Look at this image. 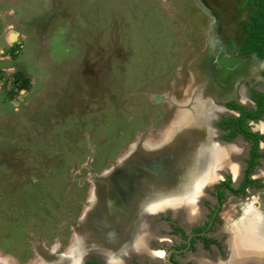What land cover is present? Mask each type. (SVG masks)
Segmentation results:
<instances>
[{
    "label": "rangeland",
    "instance_id": "rangeland-1",
    "mask_svg": "<svg viewBox=\"0 0 264 264\" xmlns=\"http://www.w3.org/2000/svg\"><path fill=\"white\" fill-rule=\"evenodd\" d=\"M244 1L220 0L233 4L218 15L230 25L220 27L227 46L256 10ZM195 3L0 0V30L20 33L14 56L0 47L14 61L0 69L1 253L24 264L37 248L62 251L94 183L89 172L167 132L173 109L153 99L188 97L196 50L207 52L209 14Z\"/></svg>",
    "mask_w": 264,
    "mask_h": 264
},
{
    "label": "flooded vegetation",
    "instance_id": "flooded-vegetation-1",
    "mask_svg": "<svg viewBox=\"0 0 264 264\" xmlns=\"http://www.w3.org/2000/svg\"><path fill=\"white\" fill-rule=\"evenodd\" d=\"M205 2L220 16H223L221 11L233 6L229 2L230 5L222 4L220 0ZM218 20L217 50L215 46L207 52L196 50L195 55H200L189 71L194 73L189 96L182 101L159 100L166 104L167 111L173 109L172 137L167 139L166 132L155 144L145 141L132 144L111 168L97 175L91 170L94 185L86 191L87 201L79 217L69 222L72 231L67 244L62 251L56 250L54 245L49 249L37 248L39 259H35L39 264H67L65 257L75 239L82 250L77 264H109L103 252L109 251L111 257L117 253L121 241L129 235L131 212L135 214L132 205L124 199L132 196L130 200L135 202L141 199V190L163 189L180 182V179L174 182L175 173L192 169L212 140L221 147L234 145L236 151L228 157L229 166L220 167L212 180L204 181L196 197V218L187 221L184 210L171 208L159 210L150 217L146 215L144 251L122 252L119 264H237L238 260L239 264H256L253 250L250 256L246 250H235L229 239L244 215L264 216V32L261 40L248 41L250 36L246 31L241 41L230 36L228 47L224 35L220 37V27L230 25L226 19ZM192 38L194 44L199 43V35ZM202 38L207 45L208 35ZM197 102L201 106L196 105ZM181 111H186L185 118H177ZM110 172L114 178L129 175L131 183L138 182L142 189L130 190L127 183V198L115 196L112 183L106 177ZM93 192L96 197L90 202ZM85 240H89V245L86 246ZM2 258H8L10 264H21L0 252V260ZM35 259L24 264L34 263Z\"/></svg>",
    "mask_w": 264,
    "mask_h": 264
},
{
    "label": "bare ground",
    "instance_id": "bare-ground-1",
    "mask_svg": "<svg viewBox=\"0 0 264 264\" xmlns=\"http://www.w3.org/2000/svg\"><path fill=\"white\" fill-rule=\"evenodd\" d=\"M213 40H214V37L211 38V42H213ZM40 74L45 75L44 72H42ZM196 105L201 106V103L197 102ZM186 116H187L186 111L185 112L181 111L179 117L177 116V118H185ZM173 129H174V127L169 126V128L167 130V135H166L167 139L169 136H171V134H172L171 132L173 131ZM202 142H205V141H202ZM233 146L234 145L229 144V145L221 147V146L215 144V141L212 140V141H210V144L207 147H205L204 154L200 155L199 161L196 162V164L192 167V169H187L185 172L181 170V171H177L180 173H175L176 175L173 177L174 182H177L179 179H180V182H178L177 184L172 185L170 187H168L166 185L167 187H163V189L152 188V189H148V191H144V192L141 190V193L139 196L141 199H139L135 202H132L130 200V198L132 196H130L128 198V200L124 199V201H127V203L132 205L131 209L133 211L135 210V214H134V212H131L132 216H133V220H131V225L129 226V229H128L129 235H127L126 238L123 241H121V243H120L121 246H118L117 253H115V255L113 257H111L112 254L107 253L109 251L103 250L104 251L103 256L107 257V259L109 261L108 263L109 264H119L120 263L119 260H121L119 257H120V254L122 252L125 253V252L130 251V250H132V251L133 250L144 251L145 243L147 242V240H145L146 235H145V231H144V227H143L145 225V223L143 224V220H145L146 215H148V214L150 217L151 215L157 213V211H159V210L171 208V210L175 211V210L180 209V210H184L187 221H193L196 218V216H195L196 210H198L196 197L200 195L199 191H200L201 187L203 186V184H205L204 181L206 179L212 180L213 177L217 174V171L220 169V167L229 166L230 163H228V161H227L228 157L231 156L230 155L231 153L233 154L236 151V149H235L236 147L234 148ZM233 167H235V166L232 165L231 168L234 169ZM150 176H152V175H150ZM106 177L110 179L112 186H113V189H114L112 191V193L115 196L117 195V197L119 196L121 198V197L125 196V193H127L126 189L129 188L126 186L127 183L130 186V188H129L130 190L138 191L139 189H142L141 187H139L138 182H135V183L132 182L131 183L130 179H128V178H130L129 175L122 176V177L116 176L114 178L112 176V173L110 172L108 175H106ZM153 178H155V177H153ZM97 195H99V194H97ZM95 197H96L95 192L91 193L89 201L93 202L95 200ZM110 198H111V196H110ZM125 198H127V196H125ZM134 198H136V197L134 196ZM97 201L99 202V199ZM116 202H117V200H116ZM98 205H99V203H98ZM96 208H97V206H96ZM101 222H102V225L105 224L104 220H102ZM234 231L236 233H233V235L229 239V242H230L232 248L235 250H237V249H240L242 251L244 250V252L246 250V253H248L249 256H250L251 250H253L252 256L254 257V259H255L254 261L256 262V264H264V216L259 215V214H252L250 216L244 215L241 223L236 225V230H234ZM88 242H89V240H85L86 246L89 245ZM78 243H79V241L75 239L74 244L69 248L68 254L65 257V258H67V261H68L67 264H77V261L81 258L80 255H81L82 250L79 249L80 246L78 245ZM131 244H132V246H131ZM133 244H135V245H133ZM124 248H126V249H124ZM140 249H143V250H140ZM246 258H247V255H246ZM37 259H39V257ZM246 262H247V260H246ZM10 263L11 262L9 261L8 258H2L0 260V264H10ZM39 263L40 262L35 259V262L32 264H39ZM237 264H239V260L237 261Z\"/></svg>",
    "mask_w": 264,
    "mask_h": 264
},
{
    "label": "trees",
    "instance_id": "trees-1",
    "mask_svg": "<svg viewBox=\"0 0 264 264\" xmlns=\"http://www.w3.org/2000/svg\"><path fill=\"white\" fill-rule=\"evenodd\" d=\"M245 7H254L256 10L250 13L249 19L244 22L245 31L249 33L250 39L248 41H252L253 39L261 40L260 37L264 32V0H247L244 1ZM264 41V40H263ZM264 44V43H263ZM20 45L14 44L10 50V52L14 54L19 49ZM14 83L18 88H24L27 86V80H20V78L16 77Z\"/></svg>",
    "mask_w": 264,
    "mask_h": 264
},
{
    "label": "water",
    "instance_id": "water-1",
    "mask_svg": "<svg viewBox=\"0 0 264 264\" xmlns=\"http://www.w3.org/2000/svg\"><path fill=\"white\" fill-rule=\"evenodd\" d=\"M196 3L200 6V8H202L203 10H205L206 12H208V14L210 15V17L212 18L210 26L208 28V36L211 38L214 37L213 42L216 40V37L218 36V16L207 6V4L205 3L204 0H196ZM17 33L16 32H10L8 39L10 42L14 43L17 41ZM213 42H210V44ZM13 60L10 59H0V69L3 68H9V67H13ZM164 97L162 96H156L154 97L153 100H163Z\"/></svg>",
    "mask_w": 264,
    "mask_h": 264
},
{
    "label": "crops",
    "instance_id": "crops-1",
    "mask_svg": "<svg viewBox=\"0 0 264 264\" xmlns=\"http://www.w3.org/2000/svg\"><path fill=\"white\" fill-rule=\"evenodd\" d=\"M205 1V0H204ZM206 4H207V6L217 15V12H216V10L214 9V8H211V6L207 3V2H205ZM199 8H200V6L197 4V3H195ZM201 9V8H200ZM201 10H203V9H201ZM209 16V19H208V28H209V26H210V23H211V20H212V18L210 17V15H208ZM218 16V15H217ZM0 17H2V16H0ZM198 21V20H197ZM218 25H219V21H218ZM12 32V31H11ZM18 35H17V39H18V37H20V33H18V32H16ZM9 34H10V32L8 33V32H3V30H0V42H2V46H0V47H4V48H6L8 51H10L11 50V48H12V46L14 45L12 42H10L9 41V39H8V36H9ZM209 37V36H208ZM210 42H211V39H210V37H209V39H208V42L206 43L207 44V50L209 51V48H212L214 45H215V43H216V40L213 42V44L211 43L210 44ZM1 45V44H0ZM3 48H0V53H4L5 52V50H2ZM2 56V55H1ZM0 56V59H9V56H7V57H1ZM14 62V61H13Z\"/></svg>",
    "mask_w": 264,
    "mask_h": 264
}]
</instances>
